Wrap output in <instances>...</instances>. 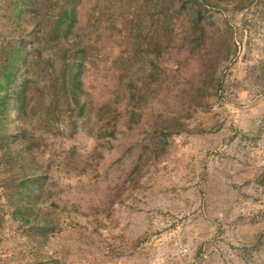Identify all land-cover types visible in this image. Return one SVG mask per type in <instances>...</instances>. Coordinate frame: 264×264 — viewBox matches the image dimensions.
I'll return each mask as SVG.
<instances>
[{
    "label": "rangeland",
    "instance_id": "374dc122",
    "mask_svg": "<svg viewBox=\"0 0 264 264\" xmlns=\"http://www.w3.org/2000/svg\"><path fill=\"white\" fill-rule=\"evenodd\" d=\"M156 1L122 24L80 0L89 114L30 121L50 221L40 248L0 163V264H264V0L203 6L212 46L192 40L186 6L167 1L159 26Z\"/></svg>",
    "mask_w": 264,
    "mask_h": 264
},
{
    "label": "trees",
    "instance_id": "16d2710c",
    "mask_svg": "<svg viewBox=\"0 0 264 264\" xmlns=\"http://www.w3.org/2000/svg\"><path fill=\"white\" fill-rule=\"evenodd\" d=\"M98 1L97 7L109 9L120 23L125 20L127 7L139 4L138 0ZM167 1L170 6L187 7L185 22L193 41L213 45L214 35L208 33L201 8L224 4L228 11L227 1L157 0L153 10L157 24L163 27L167 23L163 8ZM252 1L243 0L242 4L250 6ZM79 2L5 0L4 3L3 19L9 37L0 43V163L10 176L6 195L13 213L25 224L32 222L28 236L37 248L47 235L50 221L38 207L44 173L33 152L30 121L38 117L37 123L46 128L48 123L62 118L66 128H73L77 119L89 114L91 103L83 87L82 73L92 47L85 29L78 24ZM134 12L132 25L140 20L138 11ZM162 37V31L158 30L151 35L157 38L153 51L159 50Z\"/></svg>",
    "mask_w": 264,
    "mask_h": 264
}]
</instances>
